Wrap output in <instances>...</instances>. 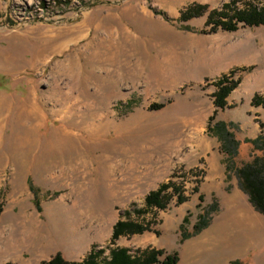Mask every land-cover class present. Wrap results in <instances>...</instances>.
I'll return each mask as SVG.
<instances>
[{"label": "rangeland", "instance_id": "obj_1", "mask_svg": "<svg viewBox=\"0 0 264 264\" xmlns=\"http://www.w3.org/2000/svg\"><path fill=\"white\" fill-rule=\"evenodd\" d=\"M263 5L0 0V264L113 247L177 250L176 264H264V215L226 172L215 127L239 141L237 164L264 155L246 142L264 137V110L251 105L264 94V24L232 18ZM226 19L236 28L217 26ZM223 75L238 81L220 109ZM169 181L186 199L139 213ZM200 214L208 226L179 241L184 218L190 232ZM118 220L150 230L113 241Z\"/></svg>", "mask_w": 264, "mask_h": 264}, {"label": "trees", "instance_id": "obj_2", "mask_svg": "<svg viewBox=\"0 0 264 264\" xmlns=\"http://www.w3.org/2000/svg\"><path fill=\"white\" fill-rule=\"evenodd\" d=\"M232 18L237 23H243L248 26H256L264 24V5L262 7H250L244 9H235ZM231 18V20H232ZM217 26L224 30H233L236 28L231 21L224 20ZM237 80H231L226 83V75L217 79V91L214 93V105L217 108H224L226 105V97L229 92L237 85ZM251 105L260 106L264 110V94H255L251 100ZM262 124H260L261 126ZM216 134L221 142L222 152L228 158L230 165L226 168V172L232 169L238 180L241 190L247 195L248 201L252 207L264 215V155L252 154L248 161H242L240 164L236 162V155L239 148V141L226 128L224 122L215 124ZM252 145L253 150L264 152V137L257 136L255 139L246 140ZM197 191V188H194ZM175 198L176 203H182L186 196L183 195L182 186L180 183L165 182L161 183L155 191H151L145 198L144 209L139 210V213H144L145 210L164 209L171 199ZM199 200L202 196L199 195ZM215 207H213L214 209ZM210 218H205L204 214L198 216L197 222L192 226V230L188 232L185 228L184 218L180 225V239L183 241L190 236L199 233L202 229L208 226ZM150 230L149 226L141 222L131 220H118L112 229L111 240L117 239L121 235L142 233ZM102 251H91L87 256L78 262H70L65 260L60 254L54 255L45 264H176L179 259L177 250L165 251L154 247L137 248L131 250L127 247H113L108 251L107 257L100 258Z\"/></svg>", "mask_w": 264, "mask_h": 264}, {"label": "bare ground", "instance_id": "obj_3", "mask_svg": "<svg viewBox=\"0 0 264 264\" xmlns=\"http://www.w3.org/2000/svg\"><path fill=\"white\" fill-rule=\"evenodd\" d=\"M0 60H1V58H0Z\"/></svg>", "mask_w": 264, "mask_h": 264}]
</instances>
